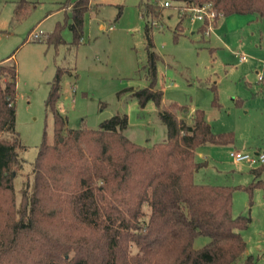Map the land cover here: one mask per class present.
Returning a JSON list of instances; mask_svg holds the SVG:
<instances>
[{"label":"trees","instance_id":"1","mask_svg":"<svg viewBox=\"0 0 264 264\" xmlns=\"http://www.w3.org/2000/svg\"><path fill=\"white\" fill-rule=\"evenodd\" d=\"M90 1L67 0L74 44L81 39L83 14L93 8ZM161 1L139 2L140 17L153 23L164 8L209 4L222 16L264 19V0H167L168 7ZM187 15H178L174 37ZM144 28L147 34L148 22ZM47 40L63 43L57 26ZM152 46L147 37L150 84L134 95L140 107L151 100L160 108L162 92L154 90L159 56ZM16 73L13 62L0 61V264H256L244 256L240 233L250 217L233 216L232 198L237 190L251 197L253 189L264 188V164L250 169L255 180L246 186L195 183L194 173L203 166L195 161L197 148L234 143L233 133L211 131L201 109L189 124L175 114L181 107L163 106L166 138L152 146L123 134L126 115L103 120L97 129H69L55 106L57 75L45 101L54 139L43 138L38 146L32 179L21 186L17 204L13 181L23 160L15 131ZM199 237L208 241L195 248Z\"/></svg>","mask_w":264,"mask_h":264},{"label":"rangeland","instance_id":"2","mask_svg":"<svg viewBox=\"0 0 264 264\" xmlns=\"http://www.w3.org/2000/svg\"><path fill=\"white\" fill-rule=\"evenodd\" d=\"M145 1L91 0L93 8L83 14L81 39L74 44L67 0H0V61L13 62L17 72L15 131L23 160L13 181L17 204L21 186L32 179L38 146L43 138L48 143L54 139L45 101L57 75L55 106L66 116L69 129H97L103 120L126 115L123 134L136 144L152 146L166 138L159 117L163 106L181 107L175 114L189 124L193 112L201 109L211 131L233 133L234 143L199 146L195 161L203 166L194 173V182L246 186L254 180L250 169L255 167L234 162L229 153L253 154L264 147V19L221 16L205 36L199 30L202 22L191 14L174 37L178 15L187 13L185 6L164 8L151 23L140 17L137 7ZM56 26L63 43L47 40ZM147 37L159 56L154 90L162 92L160 108L151 100L140 107L134 95L150 84ZM261 180L264 183V175ZM232 214L250 217L240 233L247 250L257 252V245L264 244V188L253 189L251 197L235 191ZM207 241L199 237L194 247ZM260 259L256 264H264Z\"/></svg>","mask_w":264,"mask_h":264},{"label":"built area","instance_id":"3","mask_svg":"<svg viewBox=\"0 0 264 264\" xmlns=\"http://www.w3.org/2000/svg\"><path fill=\"white\" fill-rule=\"evenodd\" d=\"M162 5L164 7H168L170 5V2L166 0L162 2ZM185 8L188 15L193 14L195 18L199 19L202 22V25H205V29L203 32L205 36L208 35L211 25H214L216 20L222 16L220 13H216L211 10L209 4H198L192 5L191 7L185 6ZM109 29H111V27ZM33 34L34 37L37 38V36L41 34V32H39L38 35L37 33ZM240 60H244V57H241ZM229 156L234 162L247 163L250 167H257L261 164H264V150L254 154L231 151L229 153Z\"/></svg>","mask_w":264,"mask_h":264},{"label":"crops","instance_id":"4","mask_svg":"<svg viewBox=\"0 0 264 264\" xmlns=\"http://www.w3.org/2000/svg\"><path fill=\"white\" fill-rule=\"evenodd\" d=\"M262 150H264V147L263 148H259V149H256L255 151H254V153H257V152H260V151H262ZM253 153V154H254ZM254 177V176H253ZM254 180H255V178H254ZM253 180V181H254ZM246 244V243H245ZM257 249H258V251L257 252H254V253H252L251 251H249V250H247V248L245 249V252H244V256H247V255H251V256H253L255 259H258L259 260V258H261L260 259V261H262V263H264V244H258L257 245V247H256ZM256 251V250H255Z\"/></svg>","mask_w":264,"mask_h":264}]
</instances>
